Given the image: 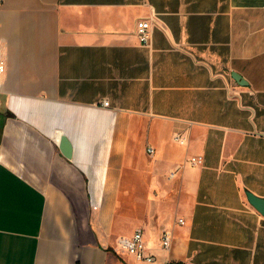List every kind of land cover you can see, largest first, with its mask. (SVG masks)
Returning <instances> with one entry per match:
<instances>
[{"label": "crops", "instance_id": "crops-1", "mask_svg": "<svg viewBox=\"0 0 264 264\" xmlns=\"http://www.w3.org/2000/svg\"><path fill=\"white\" fill-rule=\"evenodd\" d=\"M249 192L264 0H0V264H142L138 228L157 264H264Z\"/></svg>", "mask_w": 264, "mask_h": 264}, {"label": "built area", "instance_id": "built-area-1", "mask_svg": "<svg viewBox=\"0 0 264 264\" xmlns=\"http://www.w3.org/2000/svg\"><path fill=\"white\" fill-rule=\"evenodd\" d=\"M155 21L153 19H140L137 24L138 35L142 43L146 46L152 45V35ZM104 105H109V100L103 101ZM175 138L181 143L187 142V137L182 133H177ZM150 153H154L155 149L153 146L148 148ZM190 163L193 165H199L203 163V157L201 155H195L190 157ZM175 173L172 172L171 176ZM180 224H185L184 218H179ZM173 245V232L169 229L164 230L162 234L161 246L163 249H170ZM117 251L119 253H128L133 255L137 261L142 264H157L158 256L150 248L145 239V233L143 229L138 228L131 236H121L118 238Z\"/></svg>", "mask_w": 264, "mask_h": 264}, {"label": "water", "instance_id": "water-1", "mask_svg": "<svg viewBox=\"0 0 264 264\" xmlns=\"http://www.w3.org/2000/svg\"><path fill=\"white\" fill-rule=\"evenodd\" d=\"M234 76L237 77V75L234 73ZM242 79V78H240ZM61 147L63 149V152L65 153V155H67L68 157L72 156V147H71V143L69 141V139L64 136L62 139V144ZM248 197L249 200L262 212L264 213V198L259 197L257 195H255L252 192L248 193Z\"/></svg>", "mask_w": 264, "mask_h": 264}, {"label": "trees", "instance_id": "trees-1", "mask_svg": "<svg viewBox=\"0 0 264 264\" xmlns=\"http://www.w3.org/2000/svg\"><path fill=\"white\" fill-rule=\"evenodd\" d=\"M170 264H184V263L182 262V263H170Z\"/></svg>", "mask_w": 264, "mask_h": 264}]
</instances>
